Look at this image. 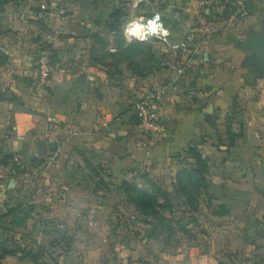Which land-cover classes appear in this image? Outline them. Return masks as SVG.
I'll use <instances>...</instances> for the list:
<instances>
[{"label": "crops", "instance_id": "0c3cea01", "mask_svg": "<svg viewBox=\"0 0 264 264\" xmlns=\"http://www.w3.org/2000/svg\"><path fill=\"white\" fill-rule=\"evenodd\" d=\"M132 1L3 3L7 15L10 6L24 4L19 13L29 28L17 35L0 31V53L6 60L0 66V181L6 176H35L37 171L44 178L64 176V180L59 188L41 189L45 202L33 206L22 225L29 241L16 242L23 246L22 252L7 255L0 264H34L27 250L38 247L48 251L38 256L39 262L63 264L57 230L65 226L73 229L71 237L85 233L90 249L82 257L69 248L67 264H99L102 250L107 264H264V63L242 43L240 49L228 44L221 52H212L231 27L246 26L249 21L253 25L258 19L256 30L246 33L247 40L264 32V0H145L148 8L164 14L174 44L190 38L191 44H201L196 57L155 39L131 45L124 33L128 42L115 45L117 35L108 27L113 10H126L129 20L154 11L133 12ZM30 37L38 38V43L29 41ZM137 45L148 53L149 62L133 54L126 57ZM37 51L56 52L60 59L49 88L42 93L36 92L34 84ZM160 87L165 92L155 112L161 129L148 130L133 102ZM208 116L225 133L224 151H215L211 138L204 136L214 129ZM52 141L58 142L57 150L48 147ZM189 146L209 160L205 149L211 148L212 154L224 157L227 168L247 165L244 174L251 184H236L240 181L230 176L233 171L219 176L217 184L209 174L210 201H223L211 206L207 199L208 224L194 234L191 224L181 230V236L172 226L153 231L152 223L145 225L143 234L125 233L119 227L121 218L114 225L111 222V214L121 210L119 205L114 208L111 193L92 189L74 171L84 154L95 164L116 169L121 178L127 166H150L151 178L172 184L180 168L177 158L185 156ZM14 161L25 164L21 175L15 174ZM112 194L119 196V192ZM221 205L228 212L213 213ZM12 219L8 216L4 221L10 226ZM225 219L230 226L223 224ZM117 241L120 248L110 253L105 246Z\"/></svg>", "mask_w": 264, "mask_h": 264}, {"label": "rangeland", "instance_id": "374dc122", "mask_svg": "<svg viewBox=\"0 0 264 264\" xmlns=\"http://www.w3.org/2000/svg\"><path fill=\"white\" fill-rule=\"evenodd\" d=\"M15 1H21V0H15ZM148 2L146 3V1L144 0L138 9H132L133 12H140V11L148 12L151 10L155 11L154 8L153 9L148 8V5H147ZM21 4L22 3H18L19 6H10L8 8V15H7V6H5V4L0 3V31L2 32L4 31L7 34L10 32L11 35L12 34L17 35L18 33L26 32L28 30L29 26L26 25V23L28 22L23 20L22 19L23 15L20 16V13H19V10H23V8L26 6H23L24 4L23 5ZM66 8L68 7H64L62 8V10ZM79 9H81V11H84V8L82 5L79 6ZM64 12L67 13L66 11ZM124 12L127 14L126 10H124ZM159 12L164 16L161 10H159ZM129 21H130L129 17L126 15L124 18V23L122 25V30H124L125 25ZM258 21L259 20L256 19L253 22V25H250L251 21H249L250 24H246V26H241L243 25L241 24L240 25L241 27L238 25L236 27L229 28V30L227 31L228 33H226V35L221 37L223 43H217L218 44L217 47L212 52L213 53L216 51L221 52L223 50V47L225 48V46H227L228 44L233 45L234 48L236 47L240 49L241 43L243 45V43L247 40L246 33H250L251 31L254 32L256 28L258 27L257 26ZM238 22H240V20ZM64 23L66 25L70 24V22L68 21H65ZM63 27H64V24H63ZM29 39H30L29 41H32L33 43L34 42L38 43L39 41L38 38L32 39V37H30ZM206 39L208 40V38H205L204 40ZM22 41L24 44L25 36L22 37ZM191 41H192V38H190L189 43H191ZM124 42L127 43L128 41H125L121 37H119L116 39L115 45L122 46L125 44ZM129 43L131 45H134L135 43H141V41L133 40V41H129ZM195 44H198V43H195ZM137 47L139 48L138 45ZM138 48L134 49L132 53L127 52L126 57H131V55L133 54L136 56V58H140L141 61L146 62V63L149 62L148 53L144 51V48H139L142 51L138 52L139 51V50L137 51ZM135 51L136 53H134ZM209 55H212V54L208 53V56ZM127 61H130V60H127ZM4 63H6V60L3 58V56L0 53V66H4ZM245 66L248 67L246 64ZM204 136H208L211 138V141H213V147L216 149L215 151L218 152L220 150L222 151L226 150V148H221L224 144L222 142L224 141L225 133L221 134L218 127H215V125H214V129L211 130L210 132L208 131L207 134H205ZM210 150L211 148L205 149V152L211 155L210 156L211 157L210 158V163H211L210 176L213 182L217 184L219 176H224V175L229 176V172L233 171L230 176H235L236 181H240L239 183H236V184H239L241 186H247V185L251 186L250 182L247 181L248 180L247 176L244 174L247 165H245L243 168H241L240 165L227 168L225 162L223 161L224 157H217V155L214 153L212 154ZM177 159H178V163L180 164V168L184 166L185 163L188 161L186 160L184 155L179 156ZM33 164L35 165L36 163L33 162ZM12 165L14 166L15 174L19 173V175H21L25 164L20 163V165H18V162L14 161V164ZM74 167H75L74 168L75 174L77 176H83L82 179L84 183L87 184L89 187H91L94 190H98V189H103L105 191L108 190L111 193L110 194L111 200H113L112 204H115L114 208L117 205H119L120 206L119 208H121L120 211L118 212L115 211L114 213L111 214V217L113 216L111 218V222H113V225H114V223L117 221V217L121 218L120 222L122 221V223H120L119 227L120 228L124 227V229L122 230H124L125 233L127 232L139 233L140 232L141 234H143V231L146 228L145 225H147L148 223L150 225L151 223L156 224V223L163 222L164 224H168L172 226L173 230L177 229L178 231H180L179 232L180 235L183 233L181 230L182 229L187 230L186 226L191 224L190 225L192 228L191 232L192 234H194L193 232L202 230L203 228L202 226H205L206 224H208V221H209L208 218H210L208 209L210 210V208H208L209 207L208 201H207V198L203 195V193H202L201 200H200V204L202 205V208L200 210H202V212L199 210L200 212L199 211L195 212L192 217L187 213H182L181 208L178 206L179 205L178 198L175 197L173 195V192L171 191L173 189L172 184L170 182L166 183L164 180H160L159 177L151 178L150 172L148 171V168L150 166H140V167L127 166L125 167L124 168L125 173H124V176L120 178L121 179L120 182L116 180V176H118L116 169L109 170V168H106L105 166L102 165V163H99V162H96L95 164L91 156H86L83 154L81 163H77L76 165H74ZM44 177L45 176H41V174L37 171V174L35 176H22V175L21 176H18V175L17 176H6L4 181H0V215L1 213L4 214V212L7 211V205L8 207H15L20 203L21 204L25 203L23 206L25 209H27L26 207L29 205L36 206V205L43 204L45 202L44 197L39 193V192H42L41 189L47 190L49 188H55V189L59 188L58 184L60 180L62 182L64 180L63 179L64 176L63 177L55 176V177L60 178L59 180L53 179L54 177L52 176L46 177V178ZM41 179H42V183H40ZM125 179L131 182V185L129 187L131 189L126 190L127 194L122 192V193H119V196L113 195L112 193H115V194L118 193V189H119L118 187L120 185L119 183H121V181ZM149 179L152 182H149L148 181ZM256 179L257 178H254L253 180L255 181ZM9 182H11V184ZM153 182H155V185H153ZM36 185H38V187L35 189ZM134 186L139 189L145 190L149 194L155 196L156 202H152V204L154 205L153 206L154 208L153 207L152 208L155 209L156 212L158 213L152 214L151 212L150 213L140 212V210L137 207L139 205L137 203L135 205L132 203V199H133L132 190H135V188H133ZM157 186H160V188L168 192L170 196V202L173 205L172 206L173 212L170 213L165 199L162 196H160L158 193H156ZM232 196L234 195H230L229 199L233 198ZM222 201H223L222 198L212 199L210 201V205L213 206ZM17 211H18V216L15 217V219H12L10 222L15 221V220L22 222V220H24V216H25L24 210H20V207H19ZM159 217L161 219H158ZM3 222H4V225L2 224L0 225V241L3 242L5 245L10 244V247L16 248L18 251L22 252L21 247L23 246L19 245L20 246L19 247L16 242L22 243L25 241H29V239L26 238V235H27L26 232L22 229L23 226L16 224L15 229L12 230L11 228L12 226H9L8 224L9 221H3ZM138 222H142V224ZM223 224L227 226L231 225L229 222V219H225ZM56 227L59 228L58 225ZM57 231L59 232V239H61V242H60L61 244L58 248V250H60L58 257L60 255L66 256L65 252L69 248L70 249L72 248L73 252H75V254H77L78 256L86 257L88 253L86 251L90 249H87L88 248L87 242L89 241L87 240L85 233L84 234L80 233L77 235V237H71L69 234H72L73 229H70L68 226H65V228L60 227ZM227 232H230L229 229L227 230ZM64 233L67 236H69L67 238L68 240H65L66 238L61 236ZM175 234H177V232ZM184 235L187 237L188 234L184 233ZM113 237L117 238V235L113 234ZM118 243L119 241L115 243H110V245L105 246V248L111 249V251L113 252H110V253L116 254L117 250L120 248V245ZM101 247L102 246H100L99 249H101ZM203 247H207V246L203 245L202 248ZM77 248H81V250L83 251L81 252V250H77ZM43 249L47 251L45 248ZM103 254H104V250H102V253L100 254L99 264H107L108 262L103 257ZM88 255L91 256L92 254L90 253ZM65 256H63L64 259L62 260H61V257L59 258V261H62L63 264L68 263V260L66 261ZM50 264H53V263L51 262ZM56 264H58V262H56Z\"/></svg>", "mask_w": 264, "mask_h": 264}, {"label": "trees", "instance_id": "16d2710c", "mask_svg": "<svg viewBox=\"0 0 264 264\" xmlns=\"http://www.w3.org/2000/svg\"><path fill=\"white\" fill-rule=\"evenodd\" d=\"M10 0H0V3H6ZM151 14V13H149ZM148 14V15H149ZM127 14L124 12V10L121 9H115L110 14V19L108 20V27L111 29V31L115 32L117 35V38L121 37L123 40H125L123 36L122 25L124 23V18ZM221 17L222 15H218V17ZM202 38H199L201 40ZM126 41V40H125ZM198 42V41H197ZM125 43V42H124ZM41 51L35 52V55L40 53ZM51 57L53 61H59V55L56 53H51ZM208 120L211 122L212 125H215V122L212 117L208 116ZM228 135L230 136V145L234 143L233 133L228 131ZM185 158L188 160L184 166H182L180 169H178L173 182V190L176 194V197L178 198V206L181 208L182 213H187L191 217L193 216V213L198 211L200 208V200L202 193L205 194L207 199L210 201V199L213 197L209 194L210 189V160L207 157H204L202 153L195 147V146H189L185 151ZM120 176H117L116 180L120 182ZM149 182H152L150 179ZM119 193H126V190L131 189L129 188L131 185V182L129 180H122L121 183H119ZM153 185H155V182H153ZM135 190H132V203L135 205L136 203L139 205L137 206L140 212H148L152 214H156L155 209H153L154 205L152 202H156L155 196L149 194L147 191L139 189L137 187H133ZM156 193H158L160 196H162L166 203L168 210L173 212V205L170 202V196L166 190H163L160 188V186H157ZM127 194V193H126ZM25 204V203H24ZM24 204H18L15 207H8L7 205V211L4 212V214L1 213L0 215V225H4V218L8 216H13V219L18 216L17 209L20 207V210H24V220L22 222H19L17 220L12 221L10 226H12V230L15 229L16 224L23 225V222L25 221L27 215L30 214V212L34 211L33 205L27 206L25 209ZM153 207V208H152ZM228 210L225 208L224 205L220 206L219 210H215L213 213L218 215L226 214ZM158 219H161L160 217ZM153 231H156L159 227H162V231H166L165 229L169 230L171 229L170 225L164 224L163 222L160 223H152ZM68 240V239H65ZM13 244V243H12ZM18 244V243H17ZM19 246V244H18ZM20 247V246H19ZM42 251H39V250ZM38 249H30L27 250V253L31 256V260L34 262V264H43V262H39L38 256L42 255L44 252H46L42 247H38ZM22 250V248H21ZM18 252L16 248L10 247V244H4L0 241V263L1 261L10 254H14Z\"/></svg>", "mask_w": 264, "mask_h": 264}, {"label": "built area", "instance_id": "2783aa9c", "mask_svg": "<svg viewBox=\"0 0 264 264\" xmlns=\"http://www.w3.org/2000/svg\"><path fill=\"white\" fill-rule=\"evenodd\" d=\"M143 1L144 0H133L132 8L138 9ZM156 13H160V12L153 11L151 14L144 16V17H150L152 15H155ZM161 18L163 20L162 14H161ZM164 25L168 28V26L165 23ZM150 39H155L162 43L171 45L175 47L177 50H181L187 54H190L193 57L194 56L196 57L200 53L201 45L199 43L191 44L189 43V41L187 42L183 41V42L174 44L172 42V32L170 29H169V36L166 41L160 40L156 37H149L147 40L141 41V42H147ZM133 40L136 41L137 39L133 37L131 41ZM137 41H140V40H137ZM33 66H34V84H35L36 92L42 93V92L47 91V89L49 88L51 77L54 71L56 70V62L53 61L51 57V53L47 51H41L40 53L35 55ZM164 92H165V87H160L156 89L154 93H151L149 96L142 98V99H137L133 102L134 111L138 114L142 125L148 130L151 129V130L157 131L161 129V126L159 125L158 116L156 115V112H155V108L157 107L158 105L157 103L161 99Z\"/></svg>", "mask_w": 264, "mask_h": 264}, {"label": "clouds", "instance_id": "9594fccd", "mask_svg": "<svg viewBox=\"0 0 264 264\" xmlns=\"http://www.w3.org/2000/svg\"><path fill=\"white\" fill-rule=\"evenodd\" d=\"M125 37L131 41L133 37L145 41L149 37L167 40L169 29L164 25L160 13L150 17H138L130 20L124 27Z\"/></svg>", "mask_w": 264, "mask_h": 264}, {"label": "water", "instance_id": "95a60500", "mask_svg": "<svg viewBox=\"0 0 264 264\" xmlns=\"http://www.w3.org/2000/svg\"><path fill=\"white\" fill-rule=\"evenodd\" d=\"M244 48L255 50L258 53V60L264 63V32L254 33L243 44ZM50 150H57L58 142L52 141L48 144Z\"/></svg>", "mask_w": 264, "mask_h": 264}]
</instances>
